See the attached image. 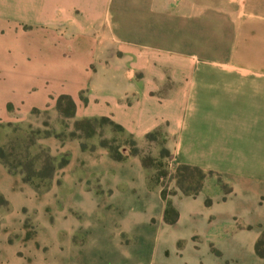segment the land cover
Returning <instances> with one entry per match:
<instances>
[{"label":"crops","instance_id":"crops-1","mask_svg":"<svg viewBox=\"0 0 264 264\" xmlns=\"http://www.w3.org/2000/svg\"><path fill=\"white\" fill-rule=\"evenodd\" d=\"M235 2L0 0V114L10 118L8 102L24 113L46 102L48 94L37 103L24 101L31 79L61 71L62 65H50L45 56L34 53V42L40 46L48 40L44 28H50L55 41L99 48L113 42L125 48L124 62L132 65L110 70L100 66L98 50L87 55L89 63L99 66L86 71L85 115L110 116L138 140L163 127L177 163L230 172L234 192L256 190L255 200L264 211V23L263 34L246 44L245 66L239 68L235 51L241 28L234 21L239 14L264 15V6L244 13L236 10ZM39 27L32 38V29ZM208 31L215 33L208 37ZM243 90L249 93L253 116L251 135L242 144L248 155L241 166L224 169L213 160L225 157L218 151L223 143L233 142L221 140L217 102L222 93ZM211 110L215 119L202 118ZM207 143L211 144L206 147ZM66 149L68 162L59 182L42 193L24 182L21 173L0 165V195L6 202L0 218V264H181L171 256L178 260L185 253L192 260L182 264H223L224 254L233 264H264V257L254 250L264 220L252 221L241 232L235 228L229 234L213 230L207 235L193 229L182 234L177 229V203V221L166 222L164 199L148 193L138 158L117 161L104 148L82 150L74 140L66 143ZM91 154L99 162L86 161ZM102 164L103 171L97 170ZM121 182L138 187L141 200L120 201L115 206L117 217L100 219L97 194L122 196L117 188ZM214 238H224L225 247Z\"/></svg>","mask_w":264,"mask_h":264},{"label":"rangeland","instance_id":"rangeland-1","mask_svg":"<svg viewBox=\"0 0 264 264\" xmlns=\"http://www.w3.org/2000/svg\"><path fill=\"white\" fill-rule=\"evenodd\" d=\"M235 6H238L236 10L242 9L244 13L250 10L255 12L262 10L264 1L236 0ZM234 18L235 23L239 24V28L242 30L238 32L237 37L240 45L235 51V57L238 58L236 64L239 68H243L246 44L251 42L255 38L254 36L263 34L264 15L239 14ZM247 28L252 29L247 31ZM253 28L258 30L255 31ZM44 29L47 32L48 40L40 46L34 42V53L45 56L50 65H53L54 62L59 66L62 65L61 71L59 70L58 73L48 72L45 77L31 79L30 85L29 83L26 85L27 93L24 100L26 104L34 101L37 103L40 96L48 94L46 102L41 106L31 107L24 113L15 111L12 103L6 104L8 112L11 114L10 118L0 114V165L6 167L9 172L21 173L22 179L28 178L26 183L42 193L50 188L52 182H59L62 169L59 164L65 159L68 160L69 152L66 149L68 141L74 140L79 145L83 144L85 150L101 147L108 151L106 147L101 146V142H105L107 145L118 147V150L125 156L122 160L136 157L142 163V158H144L146 164V167H143L145 183L147 187L148 184L154 185L153 188L148 187L147 191L156 194L161 201L160 195L163 190L166 199L176 210L174 204L177 203L180 213V223L177 229L182 234H187L193 229L207 235L213 230L226 231L229 234L235 228L241 232L243 227L253 224L252 221L264 220V211L260 210L255 200L256 190L240 189L235 193L230 181L234 176L230 172L225 175L217 169L177 163L173 149H171V138L163 127H156L149 131L154 136L152 139L146 137V134L149 133L147 132L142 139L138 140L132 134L117 131L110 124L100 121L101 117H107L115 122L110 116L85 115L89 101V79H87L86 71L96 70L99 66L94 62L89 63L87 55L95 54L98 50L102 55L100 66L110 70H127L132 64L124 62V47L113 42L109 46L99 48L90 47L82 42L78 44L55 41L50 38L52 34L50 28ZM38 32H40V27L33 28L32 38ZM214 33L208 31V37ZM221 34L226 36L227 32H221ZM66 91L73 92L74 95ZM62 96L70 97L74 107L67 99L61 98ZM217 103V123L220 128L221 140L222 142H233V144L223 143L218 151L225 157L214 158L216 160L213 161L224 169L226 167L230 169L233 165L241 166L248 155L247 147L242 144H245L251 135L249 126L253 119L250 112L249 93L247 90L229 94L222 93ZM212 113L214 112L211 110L202 118L215 119L216 116H210ZM131 139L134 140V144ZM210 144L207 143L206 147ZM134 146L138 150L137 154H132ZM163 148L169 150V155L162 151ZM69 151L72 153L71 149ZM96 157L91 154V159L86 161L89 163L99 162ZM239 161L240 164L237 163ZM180 165L201 168L204 175L201 189L197 194H190V189L198 185L199 173L192 169H179ZM96 169L103 171V164L97 166ZM67 170L71 172L72 168L68 167ZM92 171L97 172L95 169ZM50 173L52 176L47 178ZM242 180L247 187L246 178L243 177ZM117 188L123 195H115L112 198L107 192H99L100 189L95 190L99 192L97 196L100 207L97 213L100 219L105 220L107 216L117 217L118 210L115 206L118 202L139 201L142 198L138 187H134L135 190H133L128 182H121ZM162 204H165V200L162 201ZM5 205L6 202L0 195V218ZM122 211L123 207L120 209V214ZM192 238L195 239L196 236L194 235ZM212 241L221 243L225 247L224 238H214ZM261 250L264 251V245L261 246ZM211 251L215 254L219 253L213 247H211ZM171 257H173V261L181 264L192 260L188 253L178 260H175L174 256ZM223 264H233L227 254L223 256Z\"/></svg>","mask_w":264,"mask_h":264},{"label":"trees","instance_id":"trees-1","mask_svg":"<svg viewBox=\"0 0 264 264\" xmlns=\"http://www.w3.org/2000/svg\"><path fill=\"white\" fill-rule=\"evenodd\" d=\"M61 98H65L69 101L70 105L73 106V102L72 100L70 99V97L68 96H62ZM60 101V100H59ZM74 107V106H73ZM100 121L103 122V123H108L110 124L111 126H113L117 131H120V132H123L124 129L122 128L121 125L113 122L112 120H110L109 118L107 117H101L100 118ZM146 137L147 138H151L154 137L152 135V132H149L146 134ZM131 142L132 144H134V140L131 139ZM101 146L103 147H106L109 151V154H110V157L114 160H117V161H120L122 159H124V155L118 150V147H115V146H112V145H107L105 142H101ZM80 148L82 150H85V147L83 144L80 145ZM165 152L166 155H169V150L167 148H163V150ZM138 153V150L137 148L134 146L133 147V150H132V154H137ZM68 162L67 159L63 160L60 164H59V167H63L66 165V163ZM142 165L143 167L145 168L146 167V164H145V160L144 158H142ZM179 169H192V170H195L197 173H199L200 177H199V180H198V185L192 189H190L191 193L190 194H197V192L201 189V181L203 179V172L201 170V168L197 167V166H189V165H180L178 166ZM52 176V173H50L47 178H50ZM24 182H28V178H25L22 179ZM148 187L149 188H153L154 185H149L148 184ZM161 197L162 199L165 200V208H164V220L168 223H174L177 221L178 219V212L177 210L171 205L170 201L166 199V195H165V192L162 190L161 191ZM264 245V231L261 233L260 237L256 240L255 242V245H254V250L256 252V254L259 256V257H264V251L261 250V246Z\"/></svg>","mask_w":264,"mask_h":264}]
</instances>
